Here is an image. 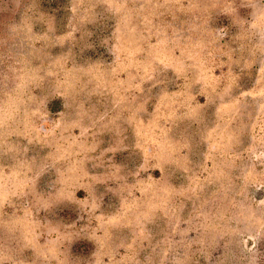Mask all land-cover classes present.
<instances>
[{"label": "rangeland", "instance_id": "1", "mask_svg": "<svg viewBox=\"0 0 264 264\" xmlns=\"http://www.w3.org/2000/svg\"><path fill=\"white\" fill-rule=\"evenodd\" d=\"M0 264H264V0H0Z\"/></svg>", "mask_w": 264, "mask_h": 264}]
</instances>
